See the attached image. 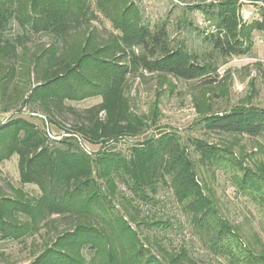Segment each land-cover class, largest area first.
<instances>
[{"label":"trees","instance_id":"1","mask_svg":"<svg viewBox=\"0 0 264 264\" xmlns=\"http://www.w3.org/2000/svg\"><path fill=\"white\" fill-rule=\"evenodd\" d=\"M94 2L116 32L97 45L93 31L86 29L96 18L89 0H0V163L16 156L20 182L40 192L37 198L17 190H12L14 198L0 195V240H23L56 215L73 218V230L58 235L29 264H96V257L97 264H196L185 249L168 254L161 248L168 257L159 260L124 217L109 220L111 235L97 229L94 217L111 214L117 183L133 196L122 197L129 205L133 199L152 202L163 186L171 189L190 225L211 234V248L226 256L228 264H264V246L257 250L242 244L236 229L219 215L197 178L189 147L207 165L225 160L222 151L196 139L186 145L173 132L136 144L127 155L106 148L139 136L145 128L124 95L128 74L142 70L207 86L216 82L217 65L184 42L172 46L165 26L144 24L135 0ZM245 4L260 10L250 24L241 16ZM190 10L199 12L207 24L208 31L199 33L211 56L244 55L251 33L264 34V0H198ZM40 33L49 35L53 44L32 53L27 66H18L19 55L27 51L24 43ZM23 71L35 81L25 97L16 93V78ZM94 97L101 102L79 114L65 105ZM65 111L78 116V124L61 125L58 117ZM200 123L206 131L259 137L264 142V108L235 107L206 114ZM52 127L60 128L63 136L55 135ZM247 171L238 190L264 197V178ZM249 174L254 178H247ZM85 247L93 251L90 262L81 254Z\"/></svg>","mask_w":264,"mask_h":264},{"label":"rangeland","instance_id":"2","mask_svg":"<svg viewBox=\"0 0 264 264\" xmlns=\"http://www.w3.org/2000/svg\"><path fill=\"white\" fill-rule=\"evenodd\" d=\"M135 1L141 9L144 24L150 28L165 26L172 46L184 42L201 57L214 62L217 65L216 82L205 86L198 81L178 80L142 70L128 74L124 95L132 113L145 122V128L139 136L119 140L106 148L127 155L132 146L167 132L178 134L186 145L196 139L215 146L226 159L208 165L203 164L189 147L197 178L213 199L219 215L236 229L242 244L250 243L258 250L264 246V197L243 195L238 188L245 170L264 178V142L259 137L206 131L200 121L206 114L221 113L235 107L264 108V34L256 31L251 33V45L244 55L230 58L211 56L210 48L202 41V33H199L208 31L207 24L199 12L190 10L198 0ZM89 3L96 10L94 0H89ZM95 14L96 18L87 24L86 29L93 31L97 45L116 32L101 13L96 10ZM241 16L246 24H250L259 18L260 10L255 5L245 4L241 8ZM50 44H53V39L47 34L31 36L24 43L26 49L23 50H27L24 51L25 55L20 54L22 48L18 49L21 59L17 62L18 66H27L32 53H40ZM16 80V93L27 96L31 85L35 83L33 76L30 74L28 77L23 71ZM14 93L11 95L14 96ZM12 100H16L15 96ZM100 102V97H94L80 102H66L65 105L79 114ZM99 116L102 117V113ZM58 118L66 128L80 121L78 116L69 111ZM34 122L38 123L36 120ZM59 129L52 127L55 135L61 138L63 135ZM247 178L254 177L249 174ZM12 190L20 191L29 198L40 196L36 186L20 182L16 156L0 163V195L14 198L16 193ZM117 191L111 200V214L108 211L103 219L99 214L94 217L97 229L102 228L111 235L109 224L115 216H121L136 232L144 247L159 260L168 257L161 248L168 254L185 249L187 256L196 264H228L226 256L216 254L211 248V234L190 225L188 216L169 187H160L152 202L143 203L133 199L130 205L122 197L132 199L133 196L122 184L117 183ZM73 220L54 215L37 233L23 240H0V264H29L58 235L72 231ZM109 220L112 221L109 223ZM154 222H162V225L155 226ZM165 224L170 227H165ZM81 254L86 262L93 258V251L88 247L82 248ZM98 262L96 257L95 263Z\"/></svg>","mask_w":264,"mask_h":264},{"label":"built area","instance_id":"3","mask_svg":"<svg viewBox=\"0 0 264 264\" xmlns=\"http://www.w3.org/2000/svg\"><path fill=\"white\" fill-rule=\"evenodd\" d=\"M49 137H51L52 138V136L49 134Z\"/></svg>","mask_w":264,"mask_h":264}]
</instances>
